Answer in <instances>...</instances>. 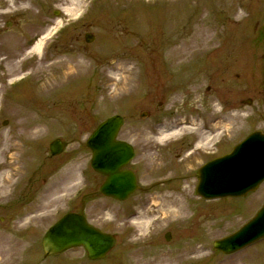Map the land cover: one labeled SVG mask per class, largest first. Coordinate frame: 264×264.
<instances>
[{
	"label": "rangeland",
	"instance_id": "rangeland-1",
	"mask_svg": "<svg viewBox=\"0 0 264 264\" xmlns=\"http://www.w3.org/2000/svg\"><path fill=\"white\" fill-rule=\"evenodd\" d=\"M69 5L0 0V27L10 23L0 32V184L10 167L6 147L19 144L12 185L0 192L1 264H264V240L228 256L212 247L259 209L264 183L243 199L215 201L196 197L193 179L159 186L175 160L156 148L163 142L154 140L150 122L172 101H185L178 94L158 111L150 103L155 85L171 90V63V80H200L201 91L211 86L212 94L232 100L224 124L233 129L230 145L264 131V0H82L71 14ZM51 29L42 53H31ZM87 33L93 41H85ZM113 114L124 117L119 137L135 148L131 165L140 183L123 203L99 194L101 178L85 147ZM55 138L65 149L51 157ZM170 198L182 202L184 214L168 212L163 202ZM74 210L116 236L104 260H87L81 248L43 257V233Z\"/></svg>",
	"mask_w": 264,
	"mask_h": 264
},
{
	"label": "water",
	"instance_id": "water-1",
	"mask_svg": "<svg viewBox=\"0 0 264 264\" xmlns=\"http://www.w3.org/2000/svg\"><path fill=\"white\" fill-rule=\"evenodd\" d=\"M86 42L93 36L85 35ZM122 118L113 116L102 122L87 141L92 151L91 166L107 180L100 192L123 200L136 187L130 171H120L133 157L131 146L115 141ZM62 151V144L56 140L50 144L52 155ZM227 160L209 163L200 171L197 193L205 198L245 196L264 179V135L251 134L235 147ZM223 161V162H222ZM264 237V204L256 216L236 233L214 242V247L229 254L240 250L255 240ZM115 243L111 235L87 225L80 214L68 213L55 223L42 239L44 256L61 253L69 248L82 246L91 260L103 258Z\"/></svg>",
	"mask_w": 264,
	"mask_h": 264
},
{
	"label": "flooded vegetation",
	"instance_id": "flooded-vegetation-1",
	"mask_svg": "<svg viewBox=\"0 0 264 264\" xmlns=\"http://www.w3.org/2000/svg\"><path fill=\"white\" fill-rule=\"evenodd\" d=\"M0 32H5V28L0 27ZM152 66L158 67L159 65L158 63H153ZM164 66L165 65H162V67ZM167 66L169 67V65ZM166 75L169 78L167 83L172 92L167 88L162 89L158 85L153 87L151 102L158 103L156 111H158L164 103H168L172 97L176 96L177 91L184 96L185 101L187 100L188 106L184 108V112L181 110L174 113L172 110L162 115L163 117L161 116L162 118L160 117V119L158 115L152 117V133L155 136L156 131L161 125H167L169 129L173 127H182V137L172 143L164 144V150L174 159L184 156L185 165L193 166L199 162L202 163L205 158H211L210 151H203L198 148L204 146L213 147V143H211L213 139L218 142V124L220 120L216 115L211 113L208 101H204L203 93L200 90V80L192 79L189 85L179 83L174 79L171 80L170 67ZM187 88H189V91H187ZM215 97L217 98V93ZM169 133H172V131Z\"/></svg>",
	"mask_w": 264,
	"mask_h": 264
},
{
	"label": "bare ground",
	"instance_id": "bare-ground-1",
	"mask_svg": "<svg viewBox=\"0 0 264 264\" xmlns=\"http://www.w3.org/2000/svg\"><path fill=\"white\" fill-rule=\"evenodd\" d=\"M68 2H71V5L68 6L67 9H65L66 12L68 13H74L76 10H78V8L80 7L82 0H68ZM74 4V8H72L73 3ZM52 29L45 33V35L39 37L34 44L32 45L30 52L34 53L36 55H39L41 53L42 47L45 43V41L48 39V37L50 36ZM10 145V144H9ZM19 144H12L10 146L6 147V151L10 152L9 155V159L10 161H8V164L10 167L14 166V164H16V160L18 159V150H19ZM10 167H8L5 175L2 178V182L0 184V192H4L7 188L10 187L12 180H11V176H12V172L14 171V168L11 169ZM63 179V178H62ZM11 180V181H10ZM70 187V183L68 184V186H64L63 190L66 188L68 189ZM164 206L167 208L168 212L172 213L173 215H177L180 216L181 214H184L185 210H184V206L182 204V202L179 199L176 198H170L165 199V202H163ZM173 208V209H172ZM183 216V215H182ZM2 250L0 249V264L2 263V257L5 255H2Z\"/></svg>",
	"mask_w": 264,
	"mask_h": 264
}]
</instances>
